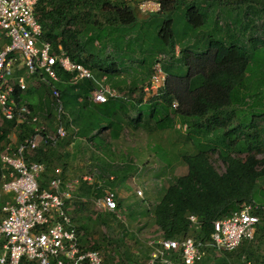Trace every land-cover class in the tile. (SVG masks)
<instances>
[{
    "label": "trees",
    "instance_id": "16d2710c",
    "mask_svg": "<svg viewBox=\"0 0 264 264\" xmlns=\"http://www.w3.org/2000/svg\"><path fill=\"white\" fill-rule=\"evenodd\" d=\"M135 3L137 0L38 2L35 11L42 26L43 39L52 43L54 51L61 47L72 61L89 68L100 78L106 76L107 83L120 96L109 98L104 104H95L90 100V93L98 81L84 79L72 85L69 83L72 74L58 69L60 80L54 86L64 104L63 122L68 136L56 146L46 145L26 153V159L46 164L47 172L40 180L41 188L46 189L51 179L48 168L55 152L71 143L78 152L85 145L91 151L92 167L101 172L97 180L103 183L100 187L95 182L88 185L81 178L74 195L93 197L96 193L95 197H101L108 187L115 193L120 209L123 202L115 189V181L120 177L126 180L138 169L131 154H123L121 149L127 138L144 134L150 145L151 142L157 143L155 135L160 133L185 132L186 142L195 148L196 153L181 156L187 173L159 190L157 202L146 212L149 223L161 238L183 240L192 237L206 242L214 231V222L231 217L243 204H253L259 217L255 240H245L238 249L222 252L215 262L230 264L237 260L246 264V259L250 264H264L260 246L255 244L264 245V126L258 124L260 120L264 121V90L258 87L251 90L250 86L247 92L246 84L256 54L264 51V0H160V12L144 19L137 18ZM179 7L185 11L186 19L183 45L176 43L174 29L173 16ZM224 11L232 14L227 25ZM155 14L166 15L159 39L165 46H170V62L162 65L168 76V85L167 89L146 101L144 88L149 84L154 65L162 53L154 59L146 75L140 70L126 72L119 64L133 44L138 51L135 59L140 57L141 41L144 40L140 29ZM108 27L110 29H106ZM131 33H135L133 38ZM102 34L108 39L116 40L118 34L127 38L125 47L128 50L120 55L95 53V47L89 46H95L97 41L100 45L98 37ZM242 41L249 46H243ZM5 42L0 41V50ZM19 63L17 61V67ZM145 63V60H139L136 63L138 69ZM16 72L17 75L25 74V70ZM30 77L38 79L40 85L29 88L26 95L25 91H18L16 96L27 102L34 113L46 114V120L55 119L53 99L51 102L45 95L52 97V87L38 76H26V80ZM35 93L39 94L38 101L33 98ZM175 101L178 102L177 108L173 107ZM240 115L243 118H239ZM237 118L240 123L236 122ZM178 121V125L187 126L186 130L175 126ZM32 133L33 127L29 123L18 124L0 114V142L5 145L9 144L11 134L21 143ZM156 146L159 150V145ZM215 154L225 166L223 173L211 163ZM70 156L66 150L58 152L60 159ZM116 163L121 165L115 166ZM3 172L0 169V183ZM105 173L109 175L105 176ZM76 205L78 211L84 203L76 202ZM69 216L76 226L78 216ZM97 216L110 229L114 225L111 221L117 219L112 213L99 212ZM191 216L197 218L195 224L190 220ZM97 219L89 220L97 227ZM84 226H79L80 232ZM79 231V241L84 249L100 251L98 244L86 246L87 234L81 236ZM125 236L127 234L122 232V237L104 236L103 239L104 242L121 243Z\"/></svg>",
    "mask_w": 264,
    "mask_h": 264
},
{
    "label": "built area",
    "instance_id": "2783aa9c",
    "mask_svg": "<svg viewBox=\"0 0 264 264\" xmlns=\"http://www.w3.org/2000/svg\"><path fill=\"white\" fill-rule=\"evenodd\" d=\"M39 1L0 0V30L3 31L0 41H6L0 50V114L6 120L29 123L33 127L32 135L23 142L18 143L15 136L0 150V169L4 171L2 189L12 195V200L0 207V264H103L99 250L82 247L78 230L68 214L67 202L74 197L80 179L65 180L58 174L49 181L48 188L42 189L40 180L45 164L27 161L25 156L41 145L56 146L68 136L63 122L64 104L54 86L60 80L58 69L72 74L69 80L72 85L84 79L97 81L89 68L72 61L61 47L54 51L52 43L43 39L35 11ZM140 9L144 13L160 12L161 4L144 0ZM164 59L165 56H158L153 76L144 88L145 97L167 89L168 76L162 69ZM16 67L25 70V75L16 76ZM25 76H38L52 87L53 129L43 121L41 113H34L27 102L16 96L18 91L27 89ZM106 80L103 77L96 82L97 87L90 93L93 103L104 104L109 98L120 96ZM173 107H178L177 101ZM177 127L187 128L186 125ZM82 180L89 181L91 177ZM138 195L143 196V192L139 190ZM93 202L98 212L117 216L120 211L116 195L110 189ZM254 209L253 204H243L231 217L214 222V231L206 242L192 237L153 239L149 243L148 264H198L205 258L207 248L219 253L238 249L243 241L255 237L259 217ZM190 220L197 222L195 216Z\"/></svg>",
    "mask_w": 264,
    "mask_h": 264
},
{
    "label": "rangeland",
    "instance_id": "374dc122",
    "mask_svg": "<svg viewBox=\"0 0 264 264\" xmlns=\"http://www.w3.org/2000/svg\"><path fill=\"white\" fill-rule=\"evenodd\" d=\"M143 1L137 0V3H135L134 5L135 11L137 13V18L140 19H144L149 15L142 12L140 9V5ZM151 1L160 2V0ZM225 13L226 17L224 18V21L227 25V21H229L230 19L229 16L231 17L232 14L229 13V11ZM184 15L185 11L181 9V7H179L177 8L173 16L175 23L174 29L176 43L179 45L184 44L183 38L185 29L183 25L186 21ZM149 18L151 19L149 21H145L143 23L142 29H140L142 36H144V40L141 41L142 47L140 49L142 50H140V57H137L135 59V57L138 55V51L135 44H133V46L131 45L130 47H128V49H130L129 54L125 55V57L120 60V69H126V72L131 69L132 71L140 70L143 75H146L148 70L151 68L154 59L158 56V54L161 53V55H164L166 57V59L162 61L163 67L164 65H167L168 62H170V46H165L163 41L159 39V32L166 20V15L155 14L151 15V17ZM106 29H110V27ZM2 33L3 31L0 30V36L2 35ZM131 35V37L133 38L135 33H131ZM122 37V35L118 34L116 35V40L113 38L108 39V37H105V34H102L100 37H98L101 44L99 45V42L97 41L95 46L93 45L89 47H95L94 52L101 56H104L107 53L111 55H120L128 50L126 49L127 47H125L127 38L124 37L125 39H123ZM83 38L84 36L82 37V39ZM129 38L130 35H128V39ZM86 43H89L87 39ZM241 44L243 46H247L243 41L241 42ZM132 47H134V49ZM177 51H179V49H177ZM139 60H145L147 64L145 63L138 69L136 63H138ZM124 64L126 65L123 66ZM22 70L23 69L16 68L15 72H20ZM17 73L18 72H16L15 75L19 76V74L17 75ZM93 75L96 77L95 79L97 81H100V79L102 80L103 77H106L103 76L102 78H100L96 75V73H93ZM40 83L41 82L38 81V79H35L33 77L28 78L26 80L27 89L25 90L24 94H27L29 88L38 87ZM246 84L248 86L247 92L248 90H250V86L251 90L253 87H258L259 89L261 88V90H264V51L256 54V57L253 60L250 68V73L247 76ZM45 95L48 96L50 101L52 102V97L47 94ZM38 96L39 94L35 93L33 95V98H36V101H38ZM150 98H152V96H147L145 97V100L149 101ZM239 118H243V115H240ZM42 119L46 124H48L51 129L54 128V119L46 120L44 115H42ZM236 122L240 123V120L237 118ZM179 123L180 121H178L175 126H177ZM234 124L236 123L234 122ZM258 124L264 126V121L260 120ZM186 134L187 133L181 131L180 133L174 131L160 133L158 135H155V140L157 143L151 142L150 145H148L147 147L144 146L143 148L133 147L130 145V142L132 140L141 139H144L143 142H146V135L140 134L141 136L137 135L135 137L130 136L131 138H127V143L122 146L121 149L123 151V154H126L127 152L131 154L133 163L138 164V169L135 174L129 175L126 180H122L123 178L120 177L115 181V189L117 190L118 196L123 203L120 211L116 216L117 219H113L111 221L112 223H114V225L111 226V229L108 228L107 225L103 224V222L101 223L99 218L97 219V215L99 214V212L92 200V202L90 201L82 205V207H84L85 209L80 212V222L75 223L77 224L76 227L79 231V226H88H84V230L81 232L79 231V233L81 234V236L83 235V233L87 234L88 244H86V246H92L95 244H98L100 246V252L103 255L104 259L103 264H148V259L150 258L149 243L153 239L160 238L161 236L156 230H154L153 225L149 223V216L146 214V212L149 206H153V203L156 201L157 193H159V190L161 188L167 187L170 183L174 182L177 177L187 173V166L184 164L181 156H183L184 154L193 155L196 153V150L190 143L186 142ZM0 144H5V142H0ZM156 145H159V150H157ZM84 146L85 145H83V148L78 152L76 151L75 145H73L72 143L65 145L64 148L58 149V151L55 152L53 161L49 164L50 166L48 168V170H50L51 179L58 174H60L65 180H81V176H85L87 174L90 175L93 172H95V174H100L101 172L97 170L96 167H92L94 161L91 158V151L87 150ZM65 150L69 152L71 156L69 158L63 159L58 158V152H64ZM84 157L86 158V161L83 160ZM89 158H91V161H88ZM259 158L261 159L262 156L259 155ZM115 162H117V160ZM167 163H170L169 166ZM211 163L220 173H223L225 171V166L219 159L218 155H212ZM120 165L121 163L115 164V166ZM80 169L84 170L80 171ZM46 172L47 168L45 170V173ZM108 175V173H105V176ZM114 176L115 175L111 177ZM1 186L2 183H0V192L3 194ZM106 189L109 188L107 187ZM139 190L143 192V196L138 195ZM1 202L2 195L0 196V204ZM76 206V203H72L69 207L71 208L70 212L67 207L68 214L71 215V217H74L76 215V211H74ZM89 219H97L99 221V226L96 227V225ZM133 219L136 220L132 221ZM79 223H81V225H79ZM122 232L127 234V236L122 238L123 240L121 243H113L110 241L104 242V236H107V238L108 236L109 238H111V236L116 238L120 236L122 237ZM132 234H134V236H132ZM255 244L256 246H260L259 252L264 255V245H259L258 243ZM207 249V253H209V249L211 251L213 250L212 248ZM215 253L214 254L216 255V258L221 256L217 255V253L220 254L219 252ZM211 261L213 264V262H215V259ZM245 262L246 264L248 263L247 260H245ZM230 264L243 263L236 260L232 261Z\"/></svg>",
    "mask_w": 264,
    "mask_h": 264
},
{
    "label": "crops",
    "instance_id": "0c3cea01",
    "mask_svg": "<svg viewBox=\"0 0 264 264\" xmlns=\"http://www.w3.org/2000/svg\"><path fill=\"white\" fill-rule=\"evenodd\" d=\"M158 4H160V2H158ZM203 7H205L204 5H203ZM214 9V8H213ZM154 13H157V12H154ZM154 13H146V14H154ZM178 49V48H177ZM178 52L179 51H177L176 52V55H178ZM44 108V107H43ZM39 110H40V108H38ZM38 112H41V111H38ZM42 113V112H41ZM10 140L12 139V138H14L15 137V135L14 134H11L10 136ZM143 140L144 139H142V140H140V141H137V140H133V141H131L130 142V144L133 146V147H140V148H143L144 146H148L149 145V141L146 139L145 141L146 142H143ZM2 147H6V145L5 144H0V149L2 148ZM40 147H44V145H41ZM3 149H5V148H3ZM83 160L84 161H86V158L84 157L83 158ZM88 161H91V158H89L88 159ZM84 169H80V171H83ZM86 176H90L91 177V180H89V181H86L85 183L86 184H88V185H91V184H94V182L95 183H98L99 184V187L102 185V183L103 182H101V181H99V180H97V178H98V174H95V172H93V173H91L90 175L89 174H87V175H85V176H81V178H83V177H86ZM1 183H2V181H1ZM1 190H2V192H3V194L0 192V196L2 195V202H1V204H0V207L1 206H3L5 203H7V202H9V201H11L12 200V195L11 194H7V193H5L4 191H3V189H2V186H1ZM78 191V190H77ZM82 193H84V192H82ZM159 194L160 193H157V197H156V201L153 203V204H155L156 202H157V200H158V198H159ZM96 196V193H95V195L92 197H90V195H83V196H75L74 195V197H73V199L72 200H69L68 202H67V207H68V209H69V212H70V210H71V208H69L70 207V205L73 203H76V202H81V203H87V202H90L91 200L93 201L94 200V198H96L95 197ZM91 201V202H92ZM78 207L76 206V208H75V210L74 211H76V209H77ZM85 208H80L79 207V210L78 211H76V216H78L79 217V215H80V212L81 211H83ZM78 217H76V221L75 222H78L80 219H78ZM78 220V221H77ZM76 226H77V224H75ZM149 253H150V250H149ZM215 252H209V253H207V256L205 257V259L203 260V262L201 263V264H212V261L211 260H213V259H215L216 258V253L214 254ZM217 255H223V254H218L217 253ZM220 257V256H219ZM214 263H216L217 264V262H213V264Z\"/></svg>",
    "mask_w": 264,
    "mask_h": 264
},
{
    "label": "clouds",
    "instance_id": "9594fccd",
    "mask_svg": "<svg viewBox=\"0 0 264 264\" xmlns=\"http://www.w3.org/2000/svg\"><path fill=\"white\" fill-rule=\"evenodd\" d=\"M106 83H107V80H106ZM177 103H178V102H177ZM8 140L11 142L10 137H8ZM10 142H9V143H10ZM7 145H8V144H7ZM7 145H6V146H7ZM13 147H15V146H13ZM214 252H215V251H214ZM220 254H221V253H220ZM206 256H207V254H206ZM206 256H205V257H206ZM204 259H205V258H204ZM204 259H203V260H204ZM203 260H202V261H203ZM202 261H201V262H202Z\"/></svg>",
    "mask_w": 264,
    "mask_h": 264
}]
</instances>
